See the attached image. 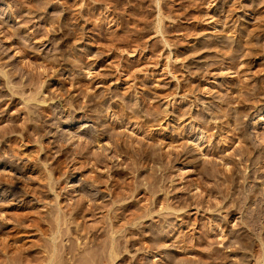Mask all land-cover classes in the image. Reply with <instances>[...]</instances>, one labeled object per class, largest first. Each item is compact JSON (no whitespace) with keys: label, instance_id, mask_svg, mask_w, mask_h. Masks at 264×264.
I'll list each match as a JSON object with an SVG mask.
<instances>
[{"label":"rangeland","instance_id":"1","mask_svg":"<svg viewBox=\"0 0 264 264\" xmlns=\"http://www.w3.org/2000/svg\"><path fill=\"white\" fill-rule=\"evenodd\" d=\"M0 264H264V0H0Z\"/></svg>","mask_w":264,"mask_h":264},{"label":"bare ground","instance_id":"2","mask_svg":"<svg viewBox=\"0 0 264 264\" xmlns=\"http://www.w3.org/2000/svg\"><path fill=\"white\" fill-rule=\"evenodd\" d=\"M161 6H162V5H161ZM161 12H162V11H161ZM231 138H232V137H231ZM225 140H226V139H225ZM230 142H231V141H230ZM223 143H224V141H223ZM226 145H227V144H226ZM250 216H251V215H250ZM250 219H251V218H250ZM250 221H251V220H250ZM254 221H255V220H254ZM255 223H256V221H255ZM255 223H254V224H255ZM252 224H253V223H252ZM255 228H256V227H255ZM260 252H261V251H260Z\"/></svg>","mask_w":264,"mask_h":264}]
</instances>
